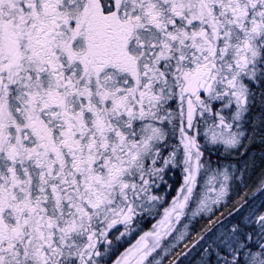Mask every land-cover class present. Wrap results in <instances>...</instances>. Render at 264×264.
<instances>
[{"label":"snow or ice","instance_id":"snow-or-ice-1","mask_svg":"<svg viewBox=\"0 0 264 264\" xmlns=\"http://www.w3.org/2000/svg\"><path fill=\"white\" fill-rule=\"evenodd\" d=\"M0 264H264V0H0Z\"/></svg>","mask_w":264,"mask_h":264}]
</instances>
